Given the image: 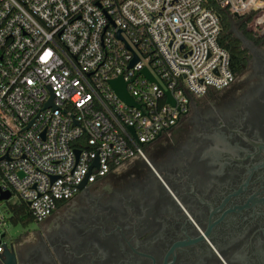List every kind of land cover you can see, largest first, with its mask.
<instances>
[{
  "label": "built area",
  "instance_id": "built-area-1",
  "mask_svg": "<svg viewBox=\"0 0 264 264\" xmlns=\"http://www.w3.org/2000/svg\"><path fill=\"white\" fill-rule=\"evenodd\" d=\"M217 10L264 31V0H0V188L41 222L84 180L145 158L235 78ZM6 218L0 205V235Z\"/></svg>",
  "mask_w": 264,
  "mask_h": 264
},
{
  "label": "flooded vegetation",
  "instance_id": "flooded-vegetation-1",
  "mask_svg": "<svg viewBox=\"0 0 264 264\" xmlns=\"http://www.w3.org/2000/svg\"><path fill=\"white\" fill-rule=\"evenodd\" d=\"M245 37L246 63L228 87L194 104L145 158L5 235L13 260L264 264V31Z\"/></svg>",
  "mask_w": 264,
  "mask_h": 264
},
{
  "label": "trees",
  "instance_id": "trees-1",
  "mask_svg": "<svg viewBox=\"0 0 264 264\" xmlns=\"http://www.w3.org/2000/svg\"><path fill=\"white\" fill-rule=\"evenodd\" d=\"M217 14L219 15L221 25L219 44L228 52L230 69L236 76L242 72L246 63L244 50L241 49L239 40L231 30L233 20L238 18H233L226 11L222 10H217ZM238 26L244 31L245 36L248 38L252 37L251 33L244 30L245 22L243 20ZM0 205H2V210L7 215V221L12 225H25L33 220L28 204L22 200H17L16 203L0 201Z\"/></svg>",
  "mask_w": 264,
  "mask_h": 264
},
{
  "label": "water",
  "instance_id": "water-1",
  "mask_svg": "<svg viewBox=\"0 0 264 264\" xmlns=\"http://www.w3.org/2000/svg\"><path fill=\"white\" fill-rule=\"evenodd\" d=\"M235 17H237V14H234ZM231 30L233 31L234 36L241 41L243 44H246L247 39L245 37V35L243 34V32H241L238 29H234L233 26L231 28ZM137 61V57H134L130 63L129 66L133 65L135 62ZM143 73L146 74V76H148V78L150 80H154L151 75L144 69L142 71ZM111 87L114 90V92L118 95L119 98H121L123 101H125L127 104L132 105V106H138L135 101L133 100V98L127 93L126 90V83L122 80V77L119 76L113 80L110 81ZM166 95L168 97V102L170 104H174V101L170 95L169 92H166ZM79 151L76 150V155L78 156ZM85 184V180L80 184V188H82V186ZM11 197V193L8 190H2L0 188V201H7L9 198ZM6 235V233H1L0 235V243L2 238H4ZM2 248H3V252L0 253V259H1V263L2 264H17L14 260L13 257L11 255V253L8 251V247L6 245V243L2 244Z\"/></svg>",
  "mask_w": 264,
  "mask_h": 264
},
{
  "label": "rangeland",
  "instance_id": "rangeland-1",
  "mask_svg": "<svg viewBox=\"0 0 264 264\" xmlns=\"http://www.w3.org/2000/svg\"><path fill=\"white\" fill-rule=\"evenodd\" d=\"M242 21V19H235L233 20V28L234 29H238L240 30V27L238 26V24ZM172 133V131H171ZM18 200L16 195H13L10 199L11 202H16ZM5 230H6V236L8 237H16L19 233H21L24 229L21 225H12L10 224H6L4 226Z\"/></svg>",
  "mask_w": 264,
  "mask_h": 264
}]
</instances>
